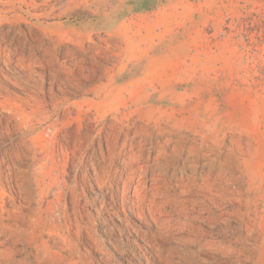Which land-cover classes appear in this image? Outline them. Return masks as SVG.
Returning <instances> with one entry per match:
<instances>
[{"label":"rangeland","instance_id":"1","mask_svg":"<svg viewBox=\"0 0 264 264\" xmlns=\"http://www.w3.org/2000/svg\"><path fill=\"white\" fill-rule=\"evenodd\" d=\"M0 264H264V0H0Z\"/></svg>","mask_w":264,"mask_h":264}]
</instances>
